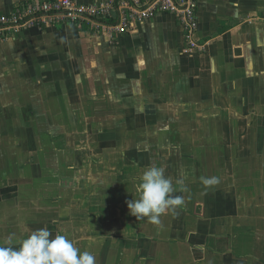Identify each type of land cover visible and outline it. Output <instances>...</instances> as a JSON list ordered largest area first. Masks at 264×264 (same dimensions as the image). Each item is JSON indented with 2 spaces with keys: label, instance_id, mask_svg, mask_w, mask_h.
<instances>
[{
  "label": "crops",
  "instance_id": "crops-1",
  "mask_svg": "<svg viewBox=\"0 0 264 264\" xmlns=\"http://www.w3.org/2000/svg\"><path fill=\"white\" fill-rule=\"evenodd\" d=\"M198 15L200 52L168 14L114 38L67 23L0 42V246L47 228L95 264H264V0ZM149 166L184 198L159 225L127 204Z\"/></svg>",
  "mask_w": 264,
  "mask_h": 264
},
{
  "label": "built area",
  "instance_id": "built-area-1",
  "mask_svg": "<svg viewBox=\"0 0 264 264\" xmlns=\"http://www.w3.org/2000/svg\"><path fill=\"white\" fill-rule=\"evenodd\" d=\"M199 0H33L14 12H0V42L28 29L74 24L110 38L133 32L138 25L168 14L180 24L187 52H200L195 36L199 28Z\"/></svg>",
  "mask_w": 264,
  "mask_h": 264
},
{
  "label": "clouds",
  "instance_id": "clouds-1",
  "mask_svg": "<svg viewBox=\"0 0 264 264\" xmlns=\"http://www.w3.org/2000/svg\"><path fill=\"white\" fill-rule=\"evenodd\" d=\"M201 181L205 186H213L219 178L202 177ZM135 191L139 198L127 201L130 214L136 219L147 218L155 225L160 224L161 215L175 213L184 204L183 196L173 195L175 189L163 167H147ZM12 244L10 237L6 246H0V264H95L91 252L81 251L65 235L53 237L47 228L33 231L18 248Z\"/></svg>",
  "mask_w": 264,
  "mask_h": 264
}]
</instances>
